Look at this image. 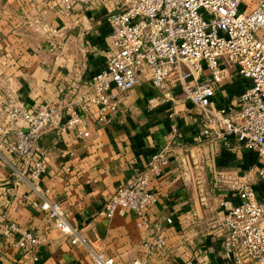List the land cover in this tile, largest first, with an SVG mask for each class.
<instances>
[{"label":"crops","instance_id":"0c3cea01","mask_svg":"<svg viewBox=\"0 0 264 264\" xmlns=\"http://www.w3.org/2000/svg\"><path fill=\"white\" fill-rule=\"evenodd\" d=\"M55 2L0 0V87H12L29 105L55 100L60 88L70 83L82 85L112 50L106 18L117 0L77 5L68 17L56 13ZM26 11L44 14L55 30L30 29L24 19ZM243 84L232 74L217 88L214 101L229 104ZM113 90L119 110L112 124H90L86 137L73 131L57 134L52 129L41 134L38 148L46 169L36 188L61 203L88 243L119 264H132L133 258L143 254L144 227L137 224V215L126 211L107 218L94 213L105 194L164 148L167 161L151 181L158 200L147 214L151 222L164 225L168 246L151 256V264H180L186 258L197 264H230L223 254L219 201L237 198L223 177L250 165L254 154L234 151L219 138L200 137L199 111L176 85L164 93L142 73L131 89ZM150 98L154 99L151 103ZM65 166L70 170L65 171ZM23 195L35 197L37 193L29 181L17 183L11 166L0 159V225L3 218H10L45 236L37 247L36 264H91L88 247L71 243L43 213L24 205ZM166 216L173 222L166 223ZM0 250V264H17L21 259L4 240H0Z\"/></svg>","mask_w":264,"mask_h":264},{"label":"built area","instance_id":"2783aa9c","mask_svg":"<svg viewBox=\"0 0 264 264\" xmlns=\"http://www.w3.org/2000/svg\"><path fill=\"white\" fill-rule=\"evenodd\" d=\"M102 1L56 0L54 6L59 16L68 17L77 5ZM24 19L34 31L55 30L42 13L26 11ZM106 19L111 53L82 85L70 83L55 100L31 105L12 87H0V159L11 166L17 183L27 180L37 193L23 195L22 203L43 213L71 243L86 245L91 264H119L88 243L58 200L36 188L46 169L38 142L47 129L86 137L90 124H112L119 110L113 89H131L144 73L164 93L179 87L199 111L200 137L219 138L234 151L254 154L250 165L223 177L237 199L219 201L222 247L230 264H264V0H117ZM232 74L242 79L243 87L229 104L218 105L216 90ZM166 161L164 148L153 152L143 168L103 196L94 213L107 218L126 211L137 215V224L144 227L143 254L132 264H151V256L168 246L164 225L151 222L147 214L159 196L151 181ZM165 222L172 223V217ZM0 240L16 248L17 264H36L45 236L3 218ZM180 264L197 262L186 258Z\"/></svg>","mask_w":264,"mask_h":264}]
</instances>
